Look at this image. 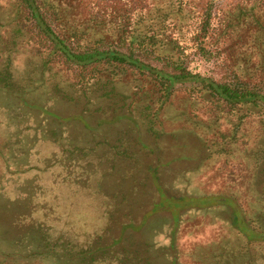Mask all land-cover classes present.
I'll return each mask as SVG.
<instances>
[{
  "label": "rangeland",
  "instance_id": "rangeland-1",
  "mask_svg": "<svg viewBox=\"0 0 264 264\" xmlns=\"http://www.w3.org/2000/svg\"><path fill=\"white\" fill-rule=\"evenodd\" d=\"M11 5L0 0V43L14 40L10 62L24 93L0 90V264H82L68 259L86 249L95 261L85 255V264H244L237 250L256 245L241 222L255 216L256 193L244 195L230 173L242 170L244 181L248 154L238 153L239 169L208 158L177 95L163 137L142 127L136 138L124 118L94 111L107 102L98 94L86 104L61 69L40 75L23 30L15 38L17 27L6 23ZM189 70L219 78L212 61L195 58ZM228 187L249 212L240 220L219 198ZM262 251L256 264H264V244Z\"/></svg>",
  "mask_w": 264,
  "mask_h": 264
},
{
  "label": "trees",
  "instance_id": "trees-1",
  "mask_svg": "<svg viewBox=\"0 0 264 264\" xmlns=\"http://www.w3.org/2000/svg\"><path fill=\"white\" fill-rule=\"evenodd\" d=\"M11 3L12 18L6 23L17 27L15 38L23 30V42L33 46L40 75L52 65L61 69L86 104L93 103L86 95L98 94L97 100L107 102L94 111H109L113 121L124 118L136 138L142 127L155 141L163 137L165 110L177 95L188 105L182 116L203 139L208 158L220 159L222 166L229 161L239 169L238 153L248 154L244 181L242 170L233 168L230 176L244 195L246 188L256 193L251 195L255 216L241 222L256 246L251 252L242 246L237 254L244 264L258 263L264 244V230L257 225L264 222V201H258V208L256 200L264 198V0ZM14 45L13 39L0 43V90L9 95L24 93L11 67ZM195 58L212 61L219 78L192 73L189 65ZM122 87L128 91L122 92ZM225 189L229 195L219 198L228 201L232 218L248 215L241 198L230 187ZM100 251L107 253L109 247ZM85 255L91 257L90 251H79L68 260L85 264Z\"/></svg>",
  "mask_w": 264,
  "mask_h": 264
}]
</instances>
